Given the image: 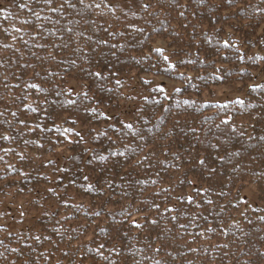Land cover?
Masks as SVG:
<instances>
[{
	"label": "trees",
	"instance_id": "obj_1",
	"mask_svg": "<svg viewBox=\"0 0 264 264\" xmlns=\"http://www.w3.org/2000/svg\"><path fill=\"white\" fill-rule=\"evenodd\" d=\"M263 26L264 0H0V264H264Z\"/></svg>",
	"mask_w": 264,
	"mask_h": 264
},
{
	"label": "rangeland",
	"instance_id": "obj_2",
	"mask_svg": "<svg viewBox=\"0 0 264 264\" xmlns=\"http://www.w3.org/2000/svg\"><path fill=\"white\" fill-rule=\"evenodd\" d=\"M104 1H106L111 6L117 7V8L135 7L137 5L147 2V0H104ZM263 29H264V26H263ZM159 79L163 80L165 83L167 82V86H168L167 88H169V86H171L172 84L169 80L161 78V77L160 78L158 77L155 80L158 81ZM72 90L74 92H78V89L76 87H73ZM222 90L224 89H219V92ZM245 193L247 194V197L245 198L244 203L242 204V208H248V207L254 206L257 199H256L253 189L247 187V189H245ZM16 201L17 202L15 204H17V206L18 205L21 207L24 206L23 200L21 198H18Z\"/></svg>",
	"mask_w": 264,
	"mask_h": 264
},
{
	"label": "snow or ice",
	"instance_id": "obj_3",
	"mask_svg": "<svg viewBox=\"0 0 264 264\" xmlns=\"http://www.w3.org/2000/svg\"><path fill=\"white\" fill-rule=\"evenodd\" d=\"M157 51H159V49H157ZM7 138H8L7 136L4 137V139H7Z\"/></svg>",
	"mask_w": 264,
	"mask_h": 264
}]
</instances>
